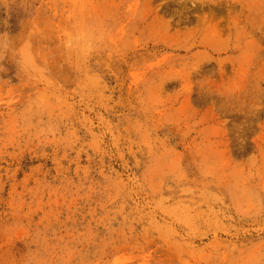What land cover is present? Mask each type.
Segmentation results:
<instances>
[{"label": "rangeland", "instance_id": "rangeland-1", "mask_svg": "<svg viewBox=\"0 0 264 264\" xmlns=\"http://www.w3.org/2000/svg\"><path fill=\"white\" fill-rule=\"evenodd\" d=\"M7 5L0 264H264V0Z\"/></svg>", "mask_w": 264, "mask_h": 264}, {"label": "clouds", "instance_id": "clouds-1", "mask_svg": "<svg viewBox=\"0 0 264 264\" xmlns=\"http://www.w3.org/2000/svg\"><path fill=\"white\" fill-rule=\"evenodd\" d=\"M4 10L5 18L0 20V25L7 29L10 26L8 20L10 19L11 5L5 6ZM9 37L10 33L7 31L0 32V72L6 71L4 61L8 58V53L13 50ZM16 63H19V61H16Z\"/></svg>", "mask_w": 264, "mask_h": 264}]
</instances>
